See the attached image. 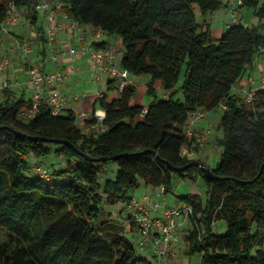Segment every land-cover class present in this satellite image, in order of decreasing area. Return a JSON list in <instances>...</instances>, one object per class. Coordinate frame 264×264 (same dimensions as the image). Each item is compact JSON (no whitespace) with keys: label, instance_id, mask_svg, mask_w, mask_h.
I'll use <instances>...</instances> for the list:
<instances>
[{"label":"trees","instance_id":"trees-1","mask_svg":"<svg viewBox=\"0 0 264 264\" xmlns=\"http://www.w3.org/2000/svg\"><path fill=\"white\" fill-rule=\"evenodd\" d=\"M63 1L70 18L121 37L122 65L150 76L151 102L147 107L131 103L137 85L119 90V97L106 95L100 99L105 129L90 131L72 110L53 115L46 101L28 120L20 115L30 105L24 98L8 97L0 104V226L9 231V239L0 243V264H157L139 252L125 220L114 218L105 205L129 202L141 180L170 193L177 176H202L207 186L205 199L181 196L194 206L184 254H200L201 264H264V87L251 103L233 93L264 48V0H243L257 24L230 23L219 37L198 15L216 12L224 0ZM11 2L26 7L37 24L39 0H0V32ZM157 83L169 91L166 96ZM221 102L227 106L217 140L222 153L212 168L226 178L210 180L198 166L171 168L196 160L181 156L189 113ZM31 136L64 139L90 158L69 144ZM52 152L68 160L59 171L44 162L52 169L47 181L33 171L28 157ZM124 153L129 155L119 156ZM102 157L108 159L94 160ZM110 162L118 165L114 177L108 176ZM125 218L130 222L129 215ZM219 220L227 221L224 234L215 231Z\"/></svg>","mask_w":264,"mask_h":264},{"label":"built area","instance_id":"built-area-1","mask_svg":"<svg viewBox=\"0 0 264 264\" xmlns=\"http://www.w3.org/2000/svg\"><path fill=\"white\" fill-rule=\"evenodd\" d=\"M229 5L231 14L230 23H237L241 20V8L243 0H224ZM63 0H40L37 6L39 12L47 19L46 37L51 46L53 58L58 57L59 48L55 46L58 34L66 29L72 36L75 30L83 27L80 21L72 19L63 10ZM24 20V9L15 2L9 4L6 17L1 22L0 32V79L6 69L12 64L10 53H15L16 46L7 47L3 32H10L18 27ZM81 42L86 40V36H77ZM22 49L29 63V83L34 89V95L30 105L23 108L21 118L28 120L37 115L43 102L46 101L53 115L63 114L68 97L60 92L57 87L59 82H64L69 77V72L45 71L42 64L30 58L32 52L31 43L22 44ZM71 53L80 52L88 55L91 59V68L95 73L104 72L111 76L117 83L118 90H123L127 86L137 85L135 74L122 65L124 49L116 48L113 45L83 44L78 50L69 49ZM264 63V62H263ZM75 70H73L74 72ZM251 88L244 89L243 100L246 103L254 102L257 90L264 87V76L257 79L250 77ZM259 83L261 86H256ZM1 88L11 87L13 83L9 80H2ZM45 88V89H44ZM169 91H167L168 93ZM80 95L76 94L75 98ZM106 97L105 92L99 93V98ZM224 102L219 103L216 108H197L189 113L184 124L186 142L181 149V156L194 159L200 154L203 146L208 141L213 125L209 124L202 128L201 122L210 114L217 111L226 110ZM96 123L89 124L87 131L97 128L104 130V119L106 111L97 110ZM34 172L47 181H51L52 169L44 162H35L32 165ZM129 208V220L135 223L136 241L141 250L150 251L157 259V264H184L185 248L180 247L183 240L182 229L188 223L193 214L194 206L191 201H184L183 204L172 206L162 205L159 201L150 202L147 199L136 195L127 202ZM128 221V223H130Z\"/></svg>","mask_w":264,"mask_h":264},{"label":"crops","instance_id":"crops-1","mask_svg":"<svg viewBox=\"0 0 264 264\" xmlns=\"http://www.w3.org/2000/svg\"><path fill=\"white\" fill-rule=\"evenodd\" d=\"M40 1V0H39ZM24 9V20L22 23L11 30L10 32H3V36L5 39V44L7 47L16 46L17 50L15 53H10V57L12 60V64L6 69V71L2 74L0 79V104L5 103L7 98H11L12 101H18L21 98H24L26 102L30 103L33 95L34 89L29 83V63L24 54L22 49V44L25 42L31 43L32 52L30 54V58L35 61H38L42 64V67L45 71H64L69 72V77L64 82H59L57 84L58 89L60 92L68 97V102L65 104L63 112L67 113L68 111L72 110L76 113L77 116V123L84 129H87L89 126L87 123L89 120L95 117L97 110H103L100 104L99 93L105 92L109 99L119 97L120 92L117 87V83L115 82L112 84L113 89H109L110 81L112 80L111 76L107 73L100 72L95 73L91 68V59L88 55L81 54L80 52L71 53L69 49L75 48L76 50L83 44H97L99 45H113L116 48L124 49L123 42L121 37L117 41L118 44L114 42L107 41V36H105L103 30L94 27L92 25H83L78 30L74 31V34L71 36L69 32L64 29L62 30L56 39L55 46L59 48L58 57L56 59L53 58V53L51 46L48 42L46 37V27H47V19L42 16L39 12L40 19L38 20L37 24H33L28 16V10L26 7ZM226 9L229 10V5L224 4V6L217 10L216 12L212 13L211 19L214 17H218L221 14V10ZM242 9V8H241ZM229 13V11H228ZM226 14V13H225ZM242 18V17H241ZM224 19V26L227 28L230 25L229 18ZM242 21V20H241ZM211 24L213 21L210 22ZM213 28V27H212ZM84 35L86 36V40L81 42L77 36ZM111 35V34H109ZM219 37V36H217ZM46 38L47 40L45 41ZM98 45V44H97ZM264 48L261 53L257 56L255 63L248 68V70L244 73L241 79L234 85L233 93H237L243 98L244 96V89L251 88L250 77L255 76L257 79H260L264 76ZM73 70H75L73 72ZM136 79L139 76L144 75H135ZM9 80L13 85L7 89L1 88L2 80ZM148 79V76H147ZM149 79L147 80V82ZM138 86V83H137ZM258 87L261 85L257 83ZM158 91L161 96H166L168 93L165 91L160 83L156 84ZM45 89V88H44ZM9 90V93L7 92ZM76 94L80 95L78 98H75ZM111 94V95H110ZM181 99L183 96L180 97ZM221 112L217 111L214 113H210L202 122L201 127H207L209 124L213 125L211 134L209 136L208 141L218 140L215 136L216 131H221L219 129V122L221 118ZM97 129V128H95ZM221 133H219V137ZM217 138V139H216ZM207 147V146H206ZM205 149V146H203ZM202 148V149H203ZM202 153L200 152V155ZM198 159H201L198 158ZM210 159V158H209ZM211 163L210 166L215 167L216 165L212 164V158L210 159ZM214 161V159H213ZM209 164V163H208ZM110 177H114L115 173L111 174L108 173ZM201 176H198L196 181H201ZM141 188H144L142 192H140ZM199 191V190H198ZM192 191L189 194H199L201 192H205L207 196V186L204 185L203 190L200 192ZM141 194L143 199L150 200V202L160 201L161 197L168 199L171 202L172 200V193L166 194L164 192V188L162 186H153L148 185L144 182V180L140 181V186L136 189L134 195ZM204 197V195H201ZM181 198V197H179ZM184 200L178 201L177 205L183 204ZM171 205V204H170ZM176 206V205H175ZM105 207H108L106 210L108 213L122 221L125 220V224H127V235L130 238L135 239L134 243L138 248V243L136 241V229L135 227H131L128 223L126 216L129 215V208L127 203L119 202L114 205L106 204ZM189 222L186 223L182 229V236L183 240L179 244L180 247L185 248L186 250V242H185V235L188 232ZM187 230V231H185ZM138 250H140L138 248ZM146 253H150V251H143ZM193 257L186 258L184 254V264H186V260L191 261Z\"/></svg>","mask_w":264,"mask_h":264},{"label":"rangeland","instance_id":"rangeland-1","mask_svg":"<svg viewBox=\"0 0 264 264\" xmlns=\"http://www.w3.org/2000/svg\"><path fill=\"white\" fill-rule=\"evenodd\" d=\"M229 11V13H228ZM221 14L218 15V17H214V19H211L210 17L212 16L211 14H209L207 17L203 16L201 13L198 15V18L200 21L204 20L206 18L207 21L211 22L213 21L212 25V35L214 37L217 36H221L223 34V32L227 29V26H224V19L223 18H229V20L231 19V14H230V10H226V9H222ZM226 13V14H225ZM241 20L243 23L247 24V25H253V24H257L259 22V20L253 15V9L250 7H242L241 9ZM264 22V21H263ZM262 31L264 33V27H262ZM105 36H107V41H111L114 42L115 44H118V40L120 38L119 35H109V33L104 32ZM147 76L148 79L150 80V76L147 74H144V76H139L137 78V82H138V86H137V92L135 94V96L132 98L131 103L133 105H144V106H149L150 102H151V97L147 94ZM183 78V77H182ZM111 95V94H110ZM183 96L182 93L178 94V97ZM219 133H221V136H223V131H216V137L219 138ZM216 138V139H217ZM51 146H53V148H55V145L52 144ZM205 149L203 148L201 150V155L198 154L194 159H198L201 157L202 161L206 162L207 164L211 163L210 159L212 158V164L217 165L218 161L221 158V153H222V147L217 143V140L214 141H207L205 143ZM207 146V147H206ZM210 158V159H209ZM214 159V161H213ZM28 160L30 163H35V162H46L48 164H50L51 166L57 168V170H61L66 166V162L68 160L67 157L63 156V155H57L55 152H52L51 154H49L46 157H38L36 156L34 153H31L28 157ZM118 168V165L116 162H110L107 169H108V173H116V169ZM102 177L100 178V180H103L105 175H101ZM109 176V175H108ZM201 181L197 182L196 179L192 180L189 178H183V177H179L177 176L174 179V183H173V190L170 192L172 193V200L171 202L168 201V199L161 197V199H159L160 203L162 205H168L171 204L172 206L177 205L178 201H182L181 197L182 195H187L189 193H191L192 191H198L200 192V190L202 191L205 185V181L204 178L201 176ZM144 190V188H141L140 192H142ZM201 195H204V199L206 197L205 192H201ZM168 194V193H167ZM137 196V195H136ZM138 197L142 198L141 194L138 195ZM150 201V200H149ZM156 201V200H155ZM106 210H108V207H105ZM191 225L188 227V231L190 229ZM127 230V227H125ZM227 230V221L226 220H219L215 223V231L220 233V234H224ZM187 231V230H185ZM9 239V231L8 229H6L3 226H0V243L7 241ZM186 242V241H185ZM139 248V246H138ZM141 254L149 257L150 259H152L154 262L157 261V259L154 257V255L150 252V253H146L143 252L142 250L139 251ZM186 258H190V256L187 254L186 252ZM188 261L186 260V264H201V255H195L193 257V259L191 261H189V263H187Z\"/></svg>","mask_w":264,"mask_h":264},{"label":"water","instance_id":"water-1","mask_svg":"<svg viewBox=\"0 0 264 264\" xmlns=\"http://www.w3.org/2000/svg\"><path fill=\"white\" fill-rule=\"evenodd\" d=\"M31 138L36 139V140H44V141H50V142H57V143H63V144H69L70 146H72L78 154L80 155H85L87 156V158H90L89 155H86V153L82 152L77 146H75L73 143L66 141L64 139H60V138H53V137H45V136H31ZM150 150H146L145 152H149ZM129 154L124 153V154H120L119 156H127ZM118 156V157H119ZM108 157H102V158H94V160L96 161H102V160H107ZM192 166H198L200 167L203 172H204V176L207 177L210 180H219V179H225L226 177H221L217 174H215L212 166H210L209 164H207L206 162L202 161V160H193L191 162H189L187 165L185 166H174L171 164V168L181 171V170H185L189 167ZM264 170V164L262 166L261 172Z\"/></svg>","mask_w":264,"mask_h":264}]
</instances>
